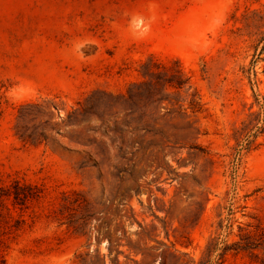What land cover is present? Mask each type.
<instances>
[{"label":"rangeland","instance_id":"374dc122","mask_svg":"<svg viewBox=\"0 0 264 264\" xmlns=\"http://www.w3.org/2000/svg\"><path fill=\"white\" fill-rule=\"evenodd\" d=\"M14 180L0 264H264V0H0Z\"/></svg>","mask_w":264,"mask_h":264},{"label":"trees","instance_id":"16d2710c","mask_svg":"<svg viewBox=\"0 0 264 264\" xmlns=\"http://www.w3.org/2000/svg\"><path fill=\"white\" fill-rule=\"evenodd\" d=\"M167 84L174 87H182L184 81L180 78H172L167 81ZM256 133H251L249 138L255 137ZM247 144L244 148H249L252 144V140L248 139ZM32 186L22 183L20 180H14L11 185H6L5 187H0V190H3L4 195L1 196H8L14 197V199L19 201H28L29 199L39 197L40 195L34 192H30Z\"/></svg>","mask_w":264,"mask_h":264},{"label":"clouds","instance_id":"9594fccd","mask_svg":"<svg viewBox=\"0 0 264 264\" xmlns=\"http://www.w3.org/2000/svg\"><path fill=\"white\" fill-rule=\"evenodd\" d=\"M134 23L136 24L137 27H139L143 23V21L142 20H138V21H135ZM147 31H148V29L145 28L144 32L146 33Z\"/></svg>","mask_w":264,"mask_h":264}]
</instances>
